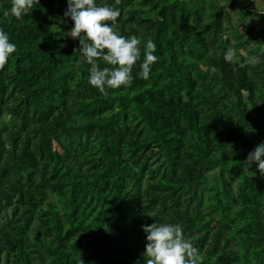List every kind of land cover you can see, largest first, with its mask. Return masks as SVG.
<instances>
[{"label":"trees","instance_id":"trees-1","mask_svg":"<svg viewBox=\"0 0 264 264\" xmlns=\"http://www.w3.org/2000/svg\"><path fill=\"white\" fill-rule=\"evenodd\" d=\"M98 3L142 40L132 84L107 94L68 0L20 18L0 0L17 45L0 66V264H147L155 220L181 224L199 264H264V173L245 165L264 142V0Z\"/></svg>","mask_w":264,"mask_h":264},{"label":"clouds","instance_id":"clouds-1","mask_svg":"<svg viewBox=\"0 0 264 264\" xmlns=\"http://www.w3.org/2000/svg\"><path fill=\"white\" fill-rule=\"evenodd\" d=\"M39 3L40 0H12L9 12L20 18L31 13ZM64 15L74 22L68 35L79 39L80 47L76 52L82 54L91 66L88 70V82L105 94L109 88L130 86L135 78L133 67L141 59L142 40L135 35H121L116 30L120 9L107 3H98V0H68ZM156 49L157 44L148 39L143 53L142 71L139 73L144 78L149 77L153 63L159 59ZM16 50V43L0 28V66ZM98 59L112 67H100ZM224 59L229 62L237 59V49L229 47ZM254 60L255 57H250L246 62ZM253 164L264 173V142L249 152L245 163L248 171L252 172L250 169ZM142 228L147 240V264H199L202 259L199 248L185 237L181 224L155 220L154 223L144 224Z\"/></svg>","mask_w":264,"mask_h":264}]
</instances>
